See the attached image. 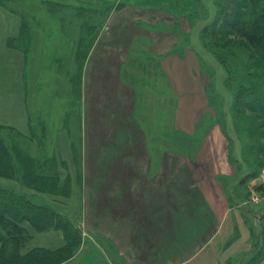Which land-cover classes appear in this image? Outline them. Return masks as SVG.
I'll use <instances>...</instances> for the list:
<instances>
[{
    "label": "rangeland",
    "instance_id": "obj_1",
    "mask_svg": "<svg viewBox=\"0 0 264 264\" xmlns=\"http://www.w3.org/2000/svg\"><path fill=\"white\" fill-rule=\"evenodd\" d=\"M212 1L208 5L204 2L208 8H205L204 16H196L197 19L183 18L184 24L181 27H149L152 42L171 37L169 45L178 41L177 46L181 48L182 45V50L186 46L185 48L195 49L197 52L200 49L204 51L200 33L205 22L203 19L210 21L213 18L214 13L210 12L213 9ZM191 5V9L197 6V10L199 7L195 3ZM260 8L264 11V1ZM110 13L112 10L107 11L104 5L85 0H0V106L3 107L0 110V127L12 128L9 130L10 136L17 143L19 152L27 157L21 165L27 167L31 158L52 161L54 154L58 155L59 152L64 160L62 178L70 175L76 181L80 178L81 170V186L79 181L76 182L72 196L67 200L63 199L65 203L56 207L62 208L61 214L77 222L81 228V248L84 243L91 242L98 252L106 253L113 264H124L114 247L108 244V240L89 233L90 227L100 230V225L94 223L99 219L94 216L97 208L91 197L95 180H99L104 172V157L108 151L127 146L128 142L123 140L120 132L123 129H139L138 125L149 136L154 158L158 156L155 159L157 169L165 163L168 154L184 151L180 147L175 148V142L166 137L167 133L175 132L174 117L179 96L174 92L167 74L158 65L161 59L150 53L149 47L153 46L151 41H132L127 57L129 63L121 71L114 69L112 77L106 76L98 68L93 71V66L88 78H84L86 65L82 62L94 37L100 32L112 31L108 24ZM132 16V13L126 11V18L131 19ZM180 16L184 15H178ZM166 20V24L182 22L177 17H171L170 20V16H166ZM140 23L135 26L133 34L140 35L146 28L140 26ZM186 30H189L187 37L184 34ZM80 49H84L80 54L83 58L80 61L83 72L81 90L73 80V75L80 70L76 66ZM176 49L173 54L179 51ZM204 54V62L200 60L205 67L202 66L201 69L209 78L211 87L208 88V94H212L213 105H210V113L199 124V133L193 141L200 143L204 134L211 129L224 131V143H227V138L230 151L234 157L239 158L238 163L242 164L233 188L235 201L237 196V202L241 203L235 207L236 223L233 229L230 228L231 234L220 249L212 252L211 264H224L226 256L225 264H241L246 262L248 255L264 248V192L256 190L257 187L264 186V180L252 179L240 183V178L250 169L251 172L258 169L260 175L264 172V165H259L264 163V149L261 148L264 140L248 135L247 130L251 125L248 120L253 119L251 114L232 108L233 92L232 88L228 89L224 84L226 75L223 68L210 53ZM151 58L156 59L153 66L148 64ZM124 79L134 80L138 87L124 82ZM262 83L263 80L258 82L259 85ZM11 98L15 100L14 113H19L18 106L21 103L26 105L28 128H25V132L18 128L24 129L23 126L12 125L18 116L11 113ZM133 110L136 121L130 122L128 119H131ZM113 113L116 115H112ZM18 122L22 123L20 120ZM31 122H34L37 131L36 137L29 128ZM42 122L46 124L45 133L48 134L43 141L39 139L43 131L40 125ZM253 128L257 131L255 122ZM19 131L21 136L17 134ZM128 139L136 145V138ZM130 151L134 153L132 149ZM224 151L225 149L222 150L223 158ZM132 161L135 166L140 163L139 159ZM113 165L114 163H110L109 166ZM135 170L138 172V169ZM0 184L5 187L14 185L4 179ZM231 186L232 179H226L225 187L232 197ZM105 203L107 204V200ZM102 208L98 207L97 214ZM110 222L107 229L114 226L111 220ZM52 245L56 246L58 243ZM212 253L209 251V254Z\"/></svg>",
    "mask_w": 264,
    "mask_h": 264
},
{
    "label": "crops",
    "instance_id": "obj_2",
    "mask_svg": "<svg viewBox=\"0 0 264 264\" xmlns=\"http://www.w3.org/2000/svg\"><path fill=\"white\" fill-rule=\"evenodd\" d=\"M85 1L115 6L108 20L112 31L100 32L86 63V79L93 66V71L98 68L108 77H112L114 69L121 71L132 41L142 38L151 43L149 27L183 26L186 17L178 15L190 10L194 4V0ZM203 1L207 5L210 2ZM126 11L133 14L131 19L126 18ZM166 16H170V20L171 17L180 18L182 22L166 24ZM139 23L146 26L145 30L140 35L133 34ZM171 41V37L161 38L152 42L154 47L149 48L154 57L161 59V67L179 96L174 117L175 132L167 133L166 137L184 152L168 154L165 163L157 169L145 129L140 125L136 130L123 129L120 135L128 145L108 151L102 162L104 172L99 180H95L92 191L91 200L97 210L99 206L107 209H100L98 214L96 210L94 216L99 221L93 222L100 225V230L90 227L89 233L108 240L124 264H211L212 252L219 250L231 234L230 228H234L237 219L235 207L241 204L237 202V196L235 201L233 190L240 172L230 162L228 140L226 138L225 144L222 139V136L226 137L224 131L211 129L200 143L193 141L199 133V124L210 113V81L201 69L200 57L195 49L185 47L173 54L178 41L169 45ZM118 78L120 80V72ZM14 106L15 100L11 98V113L18 116L12 125L23 126L24 129L18 128L25 132L28 128L26 105L18 106L19 113H14ZM130 117V122L136 121L134 110ZM128 137L136 138V145ZM133 159H139L138 166L134 165ZM110 163L114 165L110 167ZM226 179H232V197L226 190ZM110 220L114 226L107 229ZM62 242V234L50 231L35 235L29 247L57 248ZM54 243L58 245L53 246ZM98 251L91 242L84 243L80 252L64 264H113L106 253ZM224 259L226 263L227 256Z\"/></svg>",
    "mask_w": 264,
    "mask_h": 264
},
{
    "label": "trees",
    "instance_id": "obj_3",
    "mask_svg": "<svg viewBox=\"0 0 264 264\" xmlns=\"http://www.w3.org/2000/svg\"><path fill=\"white\" fill-rule=\"evenodd\" d=\"M262 1L264 0H213V9L210 11L214 13L213 18L210 21L203 19L205 22L200 34L203 50L206 54L210 53L223 68L226 75L224 84L226 88H232V108L249 112L254 119L257 131L253 128L254 122H251L253 119H249L251 125L247 130L248 135L264 140V11L260 8ZM194 3L199 5L198 9L196 10V6L195 9L183 13V17L189 19L205 15L207 6L204 1L194 0ZM104 6L107 11L115 9V6ZM178 27L180 25L171 29ZM99 34L94 37L84 60L80 56L84 49H80L77 53L76 66L79 69L80 61L83 60L82 64L86 65ZM138 39L142 40V38ZM181 48L178 47L176 50ZM204 51L200 49L197 52L202 61ZM155 61V58H151L148 64L153 66ZM128 63L129 61L126 65ZM158 65L162 68L159 61ZM82 78L81 69L73 75V80L80 90ZM125 80L124 82L133 87H138L134 80ZM260 80H263L261 85L258 84ZM209 95L210 105H213L211 92ZM220 122L223 123L222 120ZM33 123H30L29 128L36 137L37 131ZM40 125L43 131L39 139L43 141L48 134L45 133L46 124L42 122ZM9 130L12 128L0 127V181L4 179L14 184L10 187L0 184V264H63L76 256L83 242V234L77 222L61 214L62 208L56 205L65 203L63 199L67 200L72 196L76 182L79 181L81 186V170L80 178L76 181L70 175L62 178L64 160L59 152L60 161L56 153L52 161L31 158L27 167L21 165L27 157L19 152ZM17 134L21 136L20 131ZM174 145L178 148L176 143ZM261 148L264 149V146L261 145ZM229 153L230 162L240 172L242 164L238 163L239 158L234 157L231 151ZM155 159H158L157 155ZM259 165L263 166L264 163ZM258 173V169H254L253 172L250 169L240 178V183L256 178L260 174ZM256 190L264 192V186L257 187ZM42 195L48 197L43 198ZM50 231L62 234L61 246L29 247L35 235ZM248 257L246 262L241 264H261L264 261V248L251 253Z\"/></svg>",
    "mask_w": 264,
    "mask_h": 264
},
{
    "label": "built area",
    "instance_id": "obj_4",
    "mask_svg": "<svg viewBox=\"0 0 264 264\" xmlns=\"http://www.w3.org/2000/svg\"><path fill=\"white\" fill-rule=\"evenodd\" d=\"M260 179L264 180V172L261 175H259L257 178H255L254 181L260 180ZM262 184H264V181L262 182Z\"/></svg>",
    "mask_w": 264,
    "mask_h": 264
}]
</instances>
